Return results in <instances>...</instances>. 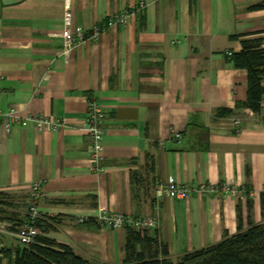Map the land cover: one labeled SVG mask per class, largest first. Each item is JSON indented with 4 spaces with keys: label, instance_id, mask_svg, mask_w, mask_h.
<instances>
[{
    "label": "crops",
    "instance_id": "crops-1",
    "mask_svg": "<svg viewBox=\"0 0 264 264\" xmlns=\"http://www.w3.org/2000/svg\"><path fill=\"white\" fill-rule=\"evenodd\" d=\"M68 1L73 31L101 30L66 60V0H0V191L28 196L30 183L41 181L38 210L52 225L44 235L95 263L124 259L127 228L97 223L101 206L156 215L149 234L167 243L173 261L234 234L238 212L247 227L249 200L252 220L260 222L264 96L259 112L243 105L248 73L232 56L241 39L264 38V8H250L264 0ZM140 1L145 7L126 25H107ZM89 97L105 114L98 171L84 131ZM225 108L232 113L218 115ZM10 109L61 118L65 126L7 128L2 113ZM169 180L244 189L226 197L156 194ZM9 225L0 221V233L14 236Z\"/></svg>",
    "mask_w": 264,
    "mask_h": 264
},
{
    "label": "trees",
    "instance_id": "trees-1",
    "mask_svg": "<svg viewBox=\"0 0 264 264\" xmlns=\"http://www.w3.org/2000/svg\"><path fill=\"white\" fill-rule=\"evenodd\" d=\"M252 9L264 8V1L250 6ZM240 38L241 35H233ZM264 38L255 40L241 39L242 50L233 54L235 67L245 68L248 73V93L243 105L253 112H259L262 96H264V48L260 46ZM230 109H222L218 115L231 114ZM151 167L152 164H151ZM248 225L243 226L240 212H238L237 231L207 247L183 254L177 261L170 257L166 242L157 236L149 234L148 230L136 231L127 228L123 247L124 259L118 264H264V191L260 193L261 221L255 223L251 217L252 203L248 201ZM6 210L0 205V221L8 222V230L17 231V226L24 219L15 215H4ZM41 231L33 243L3 246L0 249V264H110L95 263L77 254L73 248L65 243L56 241L44 235L52 225L44 219H37L34 223Z\"/></svg>",
    "mask_w": 264,
    "mask_h": 264
},
{
    "label": "built area",
    "instance_id": "built-area-1",
    "mask_svg": "<svg viewBox=\"0 0 264 264\" xmlns=\"http://www.w3.org/2000/svg\"><path fill=\"white\" fill-rule=\"evenodd\" d=\"M145 7V3L140 1L132 8L126 9L123 13L111 16L107 20V25H126L131 13L140 11ZM64 27L61 32L62 37V55L68 60L72 49L78 45L84 43L86 40L94 38L99 32L100 27H94L91 32L84 31L82 29H71V11L69 1L65 2L64 12ZM104 111L101 104L94 97H89L87 100V117L85 122L84 131L89 136V149L91 156V169L98 171L101 169V150H102V138L104 130L102 127V121L104 119ZM2 117L7 128L12 123L20 124L22 126L32 122L39 130H52L55 131L65 126L64 120L61 118H51L44 115H32L28 117L20 116L17 111L10 109L7 112L2 113ZM237 125L240 122L235 121ZM237 131L240 130L237 126ZM176 138H180L181 135L178 132H174ZM238 184L229 181H221L219 183H199L188 184L175 181H166L156 185V194L166 193L174 198H184L189 194H205L208 192L219 193L222 196H234L239 191L243 190ZM43 195L42 183L39 180L32 181L28 189L27 199V216L28 218L17 226V231L14 232V236L21 244L33 243L35 237L41 233L40 229L34 224L35 221L41 218L38 210L39 199ZM157 208V207H156ZM96 221L100 225L109 226L114 228H132L136 231L150 230L158 226V218L156 215H144L133 216L120 212H112L101 206L98 209ZM88 217L80 218L81 222L89 221Z\"/></svg>",
    "mask_w": 264,
    "mask_h": 264
},
{
    "label": "rangeland",
    "instance_id": "rangeland-1",
    "mask_svg": "<svg viewBox=\"0 0 264 264\" xmlns=\"http://www.w3.org/2000/svg\"><path fill=\"white\" fill-rule=\"evenodd\" d=\"M27 199L28 196L25 194H8L4 191H0V205L6 210L4 215H15L19 218L24 219L27 213ZM15 213V214H13ZM1 229H4L1 228ZM17 244L16 237L8 235L6 233H0V249L3 246H13ZM6 264V261L2 262Z\"/></svg>",
    "mask_w": 264,
    "mask_h": 264
}]
</instances>
